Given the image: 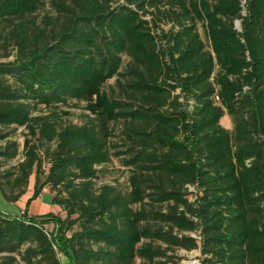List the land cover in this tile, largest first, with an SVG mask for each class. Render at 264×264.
<instances>
[{
  "label": "trees",
  "instance_id": "trees-1",
  "mask_svg": "<svg viewBox=\"0 0 264 264\" xmlns=\"http://www.w3.org/2000/svg\"><path fill=\"white\" fill-rule=\"evenodd\" d=\"M49 2L56 15L36 25L27 17L43 0H0V22H12L0 37L16 50L0 59V127L30 136L22 161L0 172V190L15 202L34 173L33 197L47 188L65 217L48 232L26 213L0 214V255L26 264H60L58 253L71 264H176L155 260L175 248L199 249L200 264H264V0ZM113 78L117 96L103 90ZM69 101L84 103L92 119L56 130L47 115H32ZM225 115L232 130L220 124ZM117 122L123 149L111 155ZM15 155V144L0 152ZM110 156L130 170L128 193L94 187L96 166ZM155 204L165 208H145Z\"/></svg>",
  "mask_w": 264,
  "mask_h": 264
},
{
  "label": "rangeland",
  "instance_id": "rangeland-1",
  "mask_svg": "<svg viewBox=\"0 0 264 264\" xmlns=\"http://www.w3.org/2000/svg\"><path fill=\"white\" fill-rule=\"evenodd\" d=\"M124 0H113L112 7L117 6L118 4L123 3ZM55 16L54 10L50 6L49 0H43L41 6L37 9L36 12L29 15L27 18L31 19L36 23V25L40 24L43 16ZM17 21V20H15ZM12 22L4 21L0 22V35H5L6 32L11 28ZM171 27L170 23H163L160 25V28L164 31L168 30ZM197 30L204 42L205 48L209 49V44L206 39L204 26L201 23L197 24ZM159 34V31H157ZM16 50L12 45V42H5L3 37H0V59L1 60H12L15 55ZM5 55L8 57L5 59ZM129 59L127 56L122 57V65L120 71L123 72ZM113 87V89L111 88ZM103 90L106 92H111L114 96L118 95V88L115 86V79H110L103 87ZM191 107V102H189V108ZM32 115H47L51 121L55 123L56 130H60L61 128L69 125H81L87 121H89L91 116L85 110L84 103H76L74 101H69L67 105H52L50 107H44L42 105L36 106L34 110H32ZM220 124L228 130H232V124L227 115H225L221 120ZM112 130V135L109 138L110 143H115L118 145V148L113 149L111 144L109 145V151L112 153L117 150H122L123 144L122 138V122L111 123L109 126ZM0 134H7V136L3 139H0V152L3 151L7 146L11 144H15L16 155L13 158H6L5 156H0V172H5L8 169H12L15 167L20 161L23 159V143L26 137L30 138L27 135V131L22 127H0ZM50 151L54 148V144L48 145ZM44 145L38 146V156L42 159V170L46 172L48 167V162L46 158V154H44ZM120 158H116L115 156H110L108 162L103 163L99 166H96L98 170L96 178L93 180L94 187L97 189L101 185L107 184L112 185L118 191L122 193H128L130 191V186L128 182V178L130 176L129 168L125 167L122 164ZM34 173L29 177L28 186L25 193L15 202H10L4 198L1 190H0V214L10 216V217H21L22 214L26 213L27 217H33L36 222H39L48 232L53 230L56 225L57 217L64 218L65 214L60 205L53 202L52 193L48 191L47 188H44L40 195L36 198L33 197V189H34ZM42 177V176H40ZM42 179V178H41ZM188 191L194 193V189L192 187L188 188ZM192 200L194 196H191ZM134 209H140L141 206L133 205ZM147 209H156L161 210L165 208V205H146ZM174 233H177L176 230ZM184 235H190L195 237L197 234L194 232H184ZM141 243H151L155 247H160L161 249H166V245L159 240H148L143 239ZM7 258H10V262L12 264H26L22 259L21 255L13 254V255H0V264H2ZM57 258L60 261V264H71L67 255L58 253ZM157 261H167L174 262L176 264H200L201 263V253L199 249L186 251L184 249H170L166 251V256L156 258ZM8 261V260H7ZM134 264H140V260L137 258L134 261Z\"/></svg>",
  "mask_w": 264,
  "mask_h": 264
},
{
  "label": "built area",
  "instance_id": "built-area-1",
  "mask_svg": "<svg viewBox=\"0 0 264 264\" xmlns=\"http://www.w3.org/2000/svg\"><path fill=\"white\" fill-rule=\"evenodd\" d=\"M243 3H244V1H243ZM234 25H235V28L239 30V21L238 20H235ZM215 100L218 101V96L217 95H215Z\"/></svg>",
  "mask_w": 264,
  "mask_h": 264
},
{
  "label": "crops",
  "instance_id": "crops-1",
  "mask_svg": "<svg viewBox=\"0 0 264 264\" xmlns=\"http://www.w3.org/2000/svg\"><path fill=\"white\" fill-rule=\"evenodd\" d=\"M223 118V117H222Z\"/></svg>",
  "mask_w": 264,
  "mask_h": 264
}]
</instances>
